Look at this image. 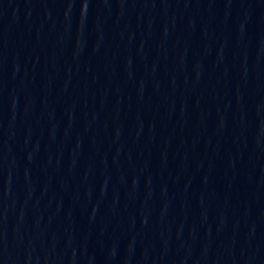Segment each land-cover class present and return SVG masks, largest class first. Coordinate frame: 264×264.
I'll list each match as a JSON object with an SVG mask.
<instances>
[{
    "label": "water",
    "instance_id": "water-1",
    "mask_svg": "<svg viewBox=\"0 0 264 264\" xmlns=\"http://www.w3.org/2000/svg\"><path fill=\"white\" fill-rule=\"evenodd\" d=\"M0 264H264V0H0Z\"/></svg>",
    "mask_w": 264,
    "mask_h": 264
}]
</instances>
